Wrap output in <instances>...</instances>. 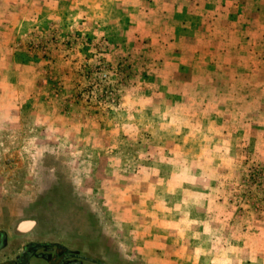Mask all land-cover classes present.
I'll list each match as a JSON object with an SVG mask.
<instances>
[{
  "label": "rangeland",
  "instance_id": "rangeland-1",
  "mask_svg": "<svg viewBox=\"0 0 264 264\" xmlns=\"http://www.w3.org/2000/svg\"><path fill=\"white\" fill-rule=\"evenodd\" d=\"M0 230V264H264V0H0Z\"/></svg>",
  "mask_w": 264,
  "mask_h": 264
},
{
  "label": "crops",
  "instance_id": "crops-1",
  "mask_svg": "<svg viewBox=\"0 0 264 264\" xmlns=\"http://www.w3.org/2000/svg\"><path fill=\"white\" fill-rule=\"evenodd\" d=\"M35 220H30V223H31V228H30V230L28 231V233H30L31 235H30V237H31V243H30V246L33 244V245H35L34 244V241H35V239H36V236H38V232H40L39 231V229L37 228V227H35V222H34ZM29 223V220H25V221H20L19 222V226H23V227H28L29 225L28 224H30ZM25 225H28V226H25ZM16 228V227H15ZM14 229V228H13ZM13 229H9V230H7V233L8 234H11L12 236H14V237H16V238H20V237H22V235L21 234H18L17 232V230H18V228L17 229H15V230H13ZM0 231H2V230H0ZM17 233V234H16ZM2 234V233H1ZM27 234V233H26ZM0 236H2V235H0ZM3 238V237H2ZM16 238H14V239H11L10 241L11 242H13V243H11L10 245H9V243L10 242H6V245L4 246L3 245V241H1V243H0V260H12L13 259V256L12 255H15L14 253L16 252V243L14 242V241H18V239H16ZM7 239V238H6ZM21 240V239H20ZM7 246V247H6ZM5 249V251L3 252V250ZM2 253H4V255L6 254L7 256L6 257H2ZM34 253H33V256H29L28 257V259L26 258V256L24 257V254L22 255V257L20 258V260H33L34 259ZM41 259L42 260H49V258L48 257H41ZM2 264V263H1Z\"/></svg>",
  "mask_w": 264,
  "mask_h": 264
},
{
  "label": "flooded vegetation",
  "instance_id": "flooded-vegetation-1",
  "mask_svg": "<svg viewBox=\"0 0 264 264\" xmlns=\"http://www.w3.org/2000/svg\"><path fill=\"white\" fill-rule=\"evenodd\" d=\"M28 225H29V224H28ZM28 225H25V226H28ZM25 250H26V248H25ZM27 250H28V249H27ZM27 250H26V251H27ZM29 256H30V252L27 251V253H26V258L28 259ZM27 259H26V260H27ZM27 262H28V261H26V262L23 263V264H27ZM28 264H29V263H28Z\"/></svg>",
  "mask_w": 264,
  "mask_h": 264
}]
</instances>
